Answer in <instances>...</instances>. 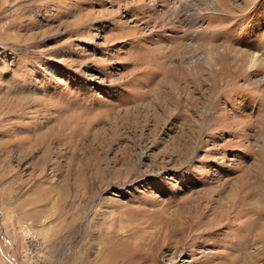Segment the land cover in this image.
Returning a JSON list of instances; mask_svg holds the SVG:
<instances>
[{
  "label": "rangeland",
  "instance_id": "374dc122",
  "mask_svg": "<svg viewBox=\"0 0 264 264\" xmlns=\"http://www.w3.org/2000/svg\"><path fill=\"white\" fill-rule=\"evenodd\" d=\"M262 223L264 0H0V264H264Z\"/></svg>",
  "mask_w": 264,
  "mask_h": 264
},
{
  "label": "bare ground",
  "instance_id": "6f19581e",
  "mask_svg": "<svg viewBox=\"0 0 264 264\" xmlns=\"http://www.w3.org/2000/svg\"><path fill=\"white\" fill-rule=\"evenodd\" d=\"M176 7V6H175ZM173 9V8H172ZM166 47V46H165ZM172 49V48H171ZM167 50V49H166ZM163 54V53H162ZM166 55V54H165ZM166 58V57H165ZM256 60V59H255ZM252 62V61H251ZM255 62V61H254ZM162 63V62H161ZM66 220V219H65ZM263 224V223H262ZM261 225V224H260ZM264 225V224H263ZM263 227V226H262ZM262 231H264V230H262ZM263 234V233H262ZM256 238V237H255ZM263 238V237H262ZM261 238V239H262Z\"/></svg>",
  "mask_w": 264,
  "mask_h": 264
}]
</instances>
